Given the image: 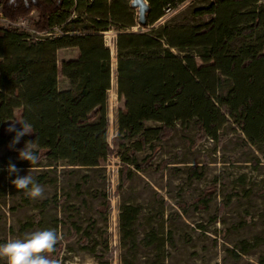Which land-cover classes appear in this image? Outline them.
Here are the masks:
<instances>
[{
    "label": "trees",
    "instance_id": "trees-1",
    "mask_svg": "<svg viewBox=\"0 0 264 264\" xmlns=\"http://www.w3.org/2000/svg\"><path fill=\"white\" fill-rule=\"evenodd\" d=\"M146 1L147 30L132 31L141 26L132 0H0L11 20L37 10L38 18L31 21L36 30L62 29L56 37L34 40L24 30L0 28V144L14 150L6 120L16 109L18 121L31 124L33 133L22 137L14 151L27 141L37 147V162L23 160L24 165L49 159L97 167L118 153L124 164L120 191L131 179V166H152L161 151L153 141L171 138L177 124L184 131L196 128L192 147L207 137L219 144L220 130L229 120L251 145L264 146V5L259 0H210L192 10L194 17L208 18L201 23L160 24L168 7L175 10L186 0ZM112 28L117 31L121 104L110 142L112 53L105 32ZM65 47H76L78 56L63 60L59 68L57 51ZM60 73L69 80L70 92L59 93ZM148 147L152 152L138 164L139 152ZM169 163L163 160L160 171ZM196 175L192 167L189 176ZM216 191L214 187L198 202L205 201V208ZM101 211L106 216L108 204ZM141 211L137 205H122L125 237H133Z\"/></svg>",
    "mask_w": 264,
    "mask_h": 264
},
{
    "label": "rangeland",
    "instance_id": "rangeland-1",
    "mask_svg": "<svg viewBox=\"0 0 264 264\" xmlns=\"http://www.w3.org/2000/svg\"><path fill=\"white\" fill-rule=\"evenodd\" d=\"M208 2L186 0L159 23H201L208 18L194 17L192 10ZM259 3L264 5V0ZM26 17L29 27L36 30L31 21L38 18V11ZM131 30L147 28L136 25ZM28 34L34 40L41 39L35 33ZM116 35L114 28L105 32L112 53L110 142L117 133L121 104L115 74ZM58 87L60 94L71 91L61 73ZM13 121H18L16 109L6 120L7 129ZM14 136L8 131L10 141ZM195 138L194 125L184 131L177 124L171 138L153 141L161 151L152 166L145 170L131 166V179L120 191L124 164L118 153L97 167L49 159L27 166L18 158V151L0 144V245L50 229L58 237L54 252L58 264H264V146L258 149L251 145L232 120L220 130L219 144L207 137L192 147ZM151 152V147L139 152L137 163ZM165 159L170 163L160 171ZM9 163L20 169V176L29 172L43 187V197L33 199L25 190L16 189L11 183L15 174L7 172ZM192 167H196L194 177L189 176ZM214 187L217 191L204 208L205 201L198 202V198H206ZM106 204L105 216L101 210ZM124 204L142 209L129 238L121 229ZM0 264H8L7 258L0 256Z\"/></svg>",
    "mask_w": 264,
    "mask_h": 264
},
{
    "label": "clouds",
    "instance_id": "clouds-1",
    "mask_svg": "<svg viewBox=\"0 0 264 264\" xmlns=\"http://www.w3.org/2000/svg\"><path fill=\"white\" fill-rule=\"evenodd\" d=\"M20 124V129L16 128V124ZM14 132L15 136L9 147L14 148L22 137L33 133L32 125L26 121H13L7 129ZM18 158L28 161L31 165L38 160L36 154V145L33 141L25 142L23 149H19ZM9 176L15 174L16 178L11 183L16 189L25 190V194L33 199L41 198L44 195L43 187L35 181L32 175L28 174L20 176V169L14 163H9L7 167ZM58 237L54 230L46 229L40 232L28 234L23 240H16L0 245V256L6 257L8 264H58L54 259H49L45 253H51L55 250Z\"/></svg>",
    "mask_w": 264,
    "mask_h": 264
},
{
    "label": "built area",
    "instance_id": "built-area-1",
    "mask_svg": "<svg viewBox=\"0 0 264 264\" xmlns=\"http://www.w3.org/2000/svg\"><path fill=\"white\" fill-rule=\"evenodd\" d=\"M172 10H173L172 8L168 7L166 9V14L170 13ZM29 25H30L29 17L19 16L17 19L11 20L4 15L2 9L0 8V28H5V29L12 27L20 28L28 33H35L40 38H44V37L52 38L54 36H58L57 34H59V32L62 33L58 26H55L51 31L49 30V31L39 32L34 29H31Z\"/></svg>",
    "mask_w": 264,
    "mask_h": 264
},
{
    "label": "crops",
    "instance_id": "crops-1",
    "mask_svg": "<svg viewBox=\"0 0 264 264\" xmlns=\"http://www.w3.org/2000/svg\"><path fill=\"white\" fill-rule=\"evenodd\" d=\"M77 56H78V49L76 47H65V48L58 49L57 63H58L59 68H61V63L63 60L70 59V58H76ZM67 81L70 86V82L68 79Z\"/></svg>",
    "mask_w": 264,
    "mask_h": 264
},
{
    "label": "water",
    "instance_id": "water-1",
    "mask_svg": "<svg viewBox=\"0 0 264 264\" xmlns=\"http://www.w3.org/2000/svg\"><path fill=\"white\" fill-rule=\"evenodd\" d=\"M131 5L138 10L139 24L143 27L146 26V13L149 9L148 2L146 0H132Z\"/></svg>",
    "mask_w": 264,
    "mask_h": 264
}]
</instances>
